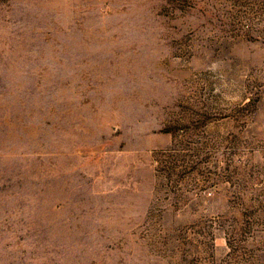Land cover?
Wrapping results in <instances>:
<instances>
[{"label": "rangeland", "instance_id": "1", "mask_svg": "<svg viewBox=\"0 0 264 264\" xmlns=\"http://www.w3.org/2000/svg\"><path fill=\"white\" fill-rule=\"evenodd\" d=\"M0 264H264V0H0Z\"/></svg>", "mask_w": 264, "mask_h": 264}]
</instances>
